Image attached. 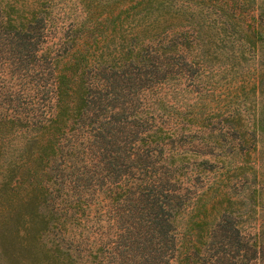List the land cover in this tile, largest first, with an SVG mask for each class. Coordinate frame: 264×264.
I'll return each instance as SVG.
<instances>
[{"label":"trees","instance_id":"trees-1","mask_svg":"<svg viewBox=\"0 0 264 264\" xmlns=\"http://www.w3.org/2000/svg\"><path fill=\"white\" fill-rule=\"evenodd\" d=\"M54 4L0 0V264H264V216L239 219L262 185L233 182L165 89L224 72L263 90L264 0H76L61 23Z\"/></svg>","mask_w":264,"mask_h":264},{"label":"rangeland","instance_id":"rangeland-1","mask_svg":"<svg viewBox=\"0 0 264 264\" xmlns=\"http://www.w3.org/2000/svg\"><path fill=\"white\" fill-rule=\"evenodd\" d=\"M78 9L76 0H55L54 12L57 13L56 17L59 23L63 21L70 22ZM261 10L264 13V6ZM248 21L253 22L252 19ZM260 22L263 24L261 26L263 33L260 39L262 40L264 39V19ZM240 58L244 70L252 68L254 66L252 63L257 62V56L249 51ZM233 77L231 78L230 73L222 72L221 74L204 75L201 79L195 78V81L183 78L178 85L181 88L184 87L183 90L170 91L167 84L165 89L169 92V98L178 101L180 108L184 109H182L183 112L187 111L184 112L185 115L180 123L185 127V130L190 125L194 129L196 128L195 124H198L202 126L204 132V134L198 132L199 137L202 135L207 137L209 132L212 134L214 142L211 143L219 144L218 149H215L214 152H217L220 156L221 162L230 167L229 173L232 174L233 182L234 180L240 182L239 179L243 180L247 176L245 186H249V183H251L250 187L254 183L259 184L262 185L261 188L264 191V125L261 126L263 122L259 123L257 119L260 99L264 101V89L255 93L251 84L246 83V80H250V77H252L248 74L235 73ZM197 90L201 94L197 93ZM199 106H202L203 110H210V117H207L202 124L199 119L193 117L192 113L197 111ZM221 132L223 135L217 137ZM201 141L202 144L205 143L204 139ZM207 147L209 149V146ZM221 162H217L216 165L218 166L215 167H218V169L211 171L210 176L222 175L225 168L221 167L223 164ZM238 164H242L241 167L237 168ZM247 188L244 190H247ZM247 205L248 203H244L242 208L246 209ZM263 216L264 206L258 208L255 215L242 213L239 215V219L244 220L245 225L247 224L248 228H251L249 230L254 232V227ZM94 226L98 225L95 224ZM94 226L86 229L85 233L90 237L99 234V228L96 227L93 231ZM95 231H97L96 235ZM18 252L20 254L24 253V256L28 255L27 250L21 248ZM0 258L2 257L0 256Z\"/></svg>","mask_w":264,"mask_h":264}]
</instances>
